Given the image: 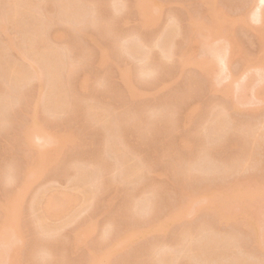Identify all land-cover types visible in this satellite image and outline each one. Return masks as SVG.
I'll use <instances>...</instances> for the list:
<instances>
[{
	"label": "rangeland",
	"instance_id": "374dc122",
	"mask_svg": "<svg viewBox=\"0 0 264 264\" xmlns=\"http://www.w3.org/2000/svg\"><path fill=\"white\" fill-rule=\"evenodd\" d=\"M35 1H37V3L40 1L38 3L39 8H37L38 6L36 3L33 9L30 8L32 9L31 11L26 6H20L22 9L19 7V10L21 13L23 10H27L31 12V14L37 13L36 15H38V18L35 17L37 18V21L42 20L43 18H46L43 20L48 21V18L49 21L53 22L52 23L48 21L49 25L43 23V28H39V23L38 28L42 31L43 29L45 30V28L49 29H46V34V31L42 32L43 37L47 40V35H50L49 41L52 42L53 40L52 43L55 45L51 46L54 49L56 48L55 52L57 54H60H55V56L53 54V48L51 49L53 52L50 50V55L52 53L53 56L50 57L49 53H47L48 51L45 52L44 50H41V52L43 51L42 53L38 52L39 50L36 51L37 53L35 51V53H33L28 51L27 48H23L24 53L22 52V54L20 52L17 54L16 49L15 51L13 49L9 50L5 47V44L1 45V43H5L7 38H13L14 42H20L19 46L22 45L21 47H24L27 44V40L29 41L30 38H24V36H28L29 34L26 28L23 27L28 26V28L31 29L32 26L29 27V25L32 21L35 23L36 21H34L35 18H32L34 17L33 14L30 15L28 14L29 12L24 11L27 14L24 12L23 14L20 13L19 15H22L21 17L18 16V18L5 22L6 33H9L8 36H10L8 37L7 35H3L4 33H0V46H4L5 48H0V52H4L3 54L1 53L2 55L0 54V92L2 93L5 90L10 97L8 95L2 96L0 93V111L2 110L0 112V222L6 225V220L9 218L7 214L12 210L11 213L13 212V214H11V217L13 216L14 222H11H18L14 225L17 229L19 227L18 231L21 230V235L18 237V235L15 236V233H12L14 228L12 227L13 224L11 226H9L10 224H7L8 229L3 225L2 228L0 225V242L4 239L3 237L5 235V238H8L6 239V242L9 240V247L11 248H9L10 251L9 249H6L8 250L6 253L4 251L5 249L2 250V245L0 246V249L2 250L0 252L4 251V253H6V256L4 253H0V264H86L88 260L90 264H93L94 262L96 263L98 261L97 258L100 259L99 261H102V258L103 262L105 261L104 264H162L161 262L164 261L162 259L163 256H165L166 259L168 258L167 260L165 259L163 264H169L170 261H172V264H264V245L261 243L259 244L260 247L256 245L258 244L259 239L257 235H261H259L258 230H260L261 233H264V196L262 195L263 197L261 196V198H259L262 190V194L264 193V189H262L264 185V130H262L264 129V96L260 95L262 91L260 93L258 92L257 94V91H260V89H257L258 87L261 89L263 88L262 90H264V85H262L264 83L261 82L262 87H260L261 85L259 84L257 78H255L258 75V71L262 74L264 72V64H262V61L264 60H262L261 63H258V60H261L263 58L262 56H264V52L262 51V48L264 47V40L262 39L264 36V28H260V26L264 27V15H262L264 14V11H262V9H264V3L262 2L264 1L214 0L213 3L215 4L211 6L210 3H212V0H153L155 3H153V1L148 2L147 0H143L141 2L146 4V11L148 9V12L151 11L150 13L156 16L155 22L153 21L155 20L153 17L152 19H150V17L149 21L146 19L151 26L148 24L149 27L146 25L144 26L145 28H143V21L145 19L143 20L142 16H138L142 15V13L145 12V9L142 10V13H140L138 7L136 8L134 5V3L138 5L137 1L139 0H72L71 2L69 0V6H67L69 9H61L63 10L62 13H66H63L65 16L62 15L60 11H58L60 10L59 8L63 6L62 3L60 2L61 4H58V8L56 7V3L61 0ZM63 1L65 2L66 0ZM208 2L210 7H212V10L208 6ZM77 3L81 4L80 6L78 5L79 7L84 5L85 8L90 9L83 10V6L82 8L77 6L76 8L78 9H75L74 7ZM9 5L7 3V7ZM59 5L62 6L59 7ZM114 5L116 9H112ZM5 7L6 4L4 5V9H6ZM10 7H12V5H10ZM143 7L139 8L143 9ZM34 8L40 10L37 12ZM80 9L83 10L82 17L80 14L82 13V10L81 12L78 11ZM152 10L158 11L153 13ZM246 10L249 12H246ZM41 11L43 13H39ZM56 11H58V14ZM67 11H71V13L68 14ZM73 11L75 12V16L78 15L77 12H79L80 16H76L78 18H74L75 16ZM86 11H88L87 13L89 18L86 16ZM5 12L6 10H4V13ZM213 12L216 14L221 13L219 15H222V18L218 17L220 20L218 18H211ZM254 12L255 16L253 14ZM55 13L57 16L60 13L61 16L68 19V21L70 20L71 22L66 21V19L63 21L64 18L60 15L59 17L62 19H57V16L54 18L55 16L53 15H55ZM72 13L73 17L71 15ZM204 13H206V15H204ZM46 15L50 16L45 17ZM157 15H161L159 16L160 18H158ZM92 16L94 17V22H92ZM245 16H247V18ZM39 17L41 18L39 19ZM49 17H52L51 20ZM30 19L31 22H29ZM87 19L90 24L86 22ZM211 19H215L214 22L217 23H213V20ZM223 19L229 23L223 22ZM246 19L250 20L247 21ZM83 20H85V22ZM150 20L153 22L151 23ZM73 21H77L78 24H76L79 28L75 26V22ZM192 21L200 23V25L196 24L197 26H200L198 32L202 28L204 30L207 28L205 30L206 32H199L201 35L198 32L197 34L193 32L191 35V37H194L192 38L193 41L190 37L192 32ZM218 22H220V27L218 26ZM232 22H234L233 25L231 24ZM223 23H225L227 26V28L225 27L226 29H224L228 31H222L223 34L225 33L228 35L232 33L230 36L234 35L236 38L231 36L232 39L230 37V41H237L235 42V46L233 44L234 47L232 46V49L230 48L231 53L228 51L230 46H227V52L231 55L229 56L226 52L227 64L225 65V63H223L222 65L224 66L221 67V69L224 71L221 69L217 70V68H220L222 65L221 63H218V60L216 61L215 58L218 67H213L212 63H215L214 61H212V63L209 62L212 68L210 67L211 72L208 74L209 76L206 74V78L203 73L204 71L202 70L203 67L201 69L202 71H199V65L201 66V62L207 61L206 58L208 59V52L201 49V53L200 48H205L209 45V42L212 44L214 38H216V40L219 37L222 38V33V36L217 35L220 34L219 31L222 30L221 28L225 26H223ZM84 24H86L85 27ZM139 24L141 26H139ZM168 24H171L172 26L167 27ZM202 24H204V27ZM227 24L230 26H236H234V28L231 26V29ZM31 25H33V23ZM213 25L217 26L215 30V26ZM228 26L231 32H229ZM81 27L83 32L82 30H79ZM22 28L25 29V31L22 30V32H25V35L20 33ZM257 28L261 30H258ZM16 29H18V31H16ZM53 30L54 32L58 31L60 33H63L64 31V33L61 35L62 37L59 36L57 38L58 40L56 38L54 40V35L56 33L53 34ZM75 30L77 33H75ZM208 30H210L211 33H209L210 31ZM213 30L214 34L212 33ZM217 30V35H215V31ZM78 31L83 34L79 35L78 33L80 32ZM260 34L262 37H260ZM127 35H136V37L131 36L132 39H129ZM17 36H22V40H24V42H21V38V41H19ZM166 37L168 39H166ZM126 38H128V41H126ZM120 39H124L126 41V43L124 41V44L126 45L124 47L127 48L124 49L127 51L122 50V46L124 44L123 40ZM188 40L191 42L189 43ZM228 40L225 41V43H228ZM156 41H159V43H156ZM239 41L240 43H238ZM218 42H221V39H218ZM218 42H216V44ZM234 42H231L230 44L232 45ZM133 43L136 44L134 45ZM213 43H215V40ZM221 43L224 44V42ZM119 44H122L121 49ZM131 45L132 47H136V49L132 47L130 49ZM167 45L170 47L168 48ZM117 47L119 48L117 49ZM99 48L100 50H103V53L106 51L108 52L105 54L109 55L107 57L105 56L108 60L105 59L103 61H99L101 60L99 58L101 56V54L98 52ZM234 48H236L235 51H233ZM2 49L4 50L2 51ZM8 50L9 55L12 56H6ZM223 50L225 51V47ZM162 51H165L164 54ZM182 51H184V54ZM204 51L205 53L207 52V54L204 53V55H202ZM241 51H243V53ZM29 52L30 54H35L37 59L42 57L46 58L47 56L50 58H46L45 62L42 61L44 64L42 62L38 64V62L35 69L32 68L31 71L29 70L31 74L34 71V74L37 73L39 77L34 74H32L34 75L32 76L28 74L29 72L26 73L27 69L25 70L26 72L24 71L26 73L25 76V73L21 70L23 69L21 68L22 66H25V68H31L29 59H25V57L29 56V54L26 55V53ZM200 53L201 57L199 56ZM226 53H221V56H224ZM239 54H241V56ZM258 54H260L261 57ZM4 55L8 59L3 60L2 58L3 63L5 64L8 62L7 60L10 62L12 60L11 64L15 63L14 65H17L18 69H20L19 71L21 73H18L20 78L16 76L15 78L9 74L6 75L7 72L3 67L4 64H1V56L3 57ZM183 55L186 56L187 62H183L185 61V57H183ZM213 55L214 54H212V56ZM237 55L240 56V59ZM54 56L55 58H58L59 56V59L52 60ZM180 56L183 58H180ZM204 56L205 58H203ZM80 58L82 60H80ZM224 58L223 62L225 60ZM255 58L258 60L256 61ZM48 61V64L51 63V65L47 64L46 66ZM55 61L57 63H55ZM65 61H69V64L72 62L73 65L75 63L76 66L71 67V69H73H70L69 71L67 70V68H69L68 64H64ZM79 61L80 63L78 64ZM98 61L101 64H104V66H99L100 63ZM104 61L106 62L103 63ZM52 62H54V64ZM58 62H61L64 65L59 63L58 67ZM20 63L23 65L20 66ZM257 64H259L258 66L262 64L260 66L261 69L258 67L255 68ZM38 66L42 67L41 69L43 70L37 72V70L40 69ZM62 66H66V69H63L65 67ZM147 66L151 70L148 69ZM44 68H48L47 71H45ZM55 68L62 69L61 73L59 69L58 71L57 69L55 71ZM50 69H53V72L55 71L54 73L59 75V77H57L56 74L51 73L52 71H50ZM145 69H147L149 72ZM255 70L258 71L254 72ZM2 71L5 75L2 73ZM123 71L125 75H123ZM58 72L60 74H58ZM62 72L64 77L61 75ZM215 72L216 74L211 76V74ZM218 73L219 75H217ZM252 73L257 75L254 74V77ZM50 74L53 75L51 76ZM220 74H223V78L225 77V74H227L226 78L223 79ZM262 74L260 76L258 75L259 78H261L259 81L264 78ZM29 76L32 77L30 78ZM215 76L217 77V80H219L218 82ZM3 77H5L7 80H4ZM23 77L24 79H27V81L23 80ZM55 77H57V79ZM209 77L212 80L214 79L213 82L208 79ZM218 77H220V79ZM21 78L24 82L19 80ZM52 78L56 80H58V78H62L65 80L62 82V79H60V82V80L55 81ZM243 78L244 80L246 79L245 82L243 81ZM83 79L86 81L83 82ZM252 79H254L253 82H251ZM9 80L13 82L11 83ZM17 81L18 83L22 82V84L19 85ZM79 81L85 83L82 88L83 90L79 87ZM9 82L12 86H7ZM51 82H53V85ZM49 83L52 85V87L49 85ZM57 83L59 86L61 83L67 85H65L63 88L65 92L64 90L61 92L63 93L62 95L67 93L66 90L70 92L68 95L66 94L64 96L66 100L68 98L67 101L69 103L65 99L64 101L67 102V104L60 100L62 98V95H60L61 92L59 91L61 86L58 88ZM14 84L16 87H13ZM54 84L57 85V89H54V93L58 91L60 92L57 93V96H54V98L55 101H58V105L60 102V106L64 104V108L62 107V110H58L59 108L56 109L58 106L51 104L54 103V98L53 96L52 98L50 97L49 92H53L51 89L55 88ZM10 86L13 88H9ZM246 86H248L247 89L244 88ZM14 88L17 89L18 92L21 89L19 94ZM6 89H8V91ZM48 90L49 92H47ZM128 91L131 93L133 92L132 94L134 96L132 97V94L130 95V92L128 93ZM11 93L14 95L11 96ZM47 93H49L48 97L51 99L47 98ZM54 93H51V95ZM262 93L264 94V92ZM3 94H5V92ZM59 95L60 99H58ZM3 97H5V100H3ZM7 99L8 101L6 102ZM48 103L50 104L49 106ZM91 103L98 106L95 107L97 108L98 113L97 111L95 113V108L93 105H91ZM233 103H236L237 105L234 104L233 106ZM87 104L89 107L86 106ZM46 105L47 109L45 108ZM192 105L196 106V110L195 108H191ZM52 106L54 107L52 108ZM85 106L87 107V111L84 108ZM92 107L94 108L93 111L95 114L90 111ZM190 109L196 113L194 112L195 114H192L193 111L191 110L190 114L192 116L190 114L189 116H186L188 115ZM221 110L222 112H220ZM109 111L111 113H109ZM186 111L187 114L185 115ZM87 112H90V115L92 113V118L94 115H99L100 112V116L103 117L105 115L106 117L104 116V118L106 121L108 120V122H106L102 117H100L101 122L98 118L92 119ZM184 116L186 117L185 120ZM207 116L208 118L206 119ZM95 119L96 121H94ZM31 120L36 123V126L41 125V128H45L43 129L44 131L42 130V134L40 133L41 137L42 135L44 137L47 136L46 139L44 138V141L50 139L52 136L50 139L51 141L48 140L45 142V144L48 143L49 145H43V139H40V136H37L34 131L32 134V129H28L33 127V125L30 126L32 124ZM109 120L113 123H110ZM222 120L224 122H222ZM218 121H221V124L218 125ZM39 122L42 123L40 124ZM106 123L109 124L111 130L108 129L109 127H106L107 130H104L106 129L104 128ZM107 124L105 126H107ZM211 124L214 126V128L212 127V130L210 127ZM245 124L247 128L250 125V127H253L254 129L252 130V128L249 127V133H251V130L256 134L261 133L259 135L254 133V136L256 135L255 137H257V141L255 140L254 142V136L251 137L253 142L251 139H249L252 133H246L247 128L245 129ZM111 126L115 128V130L111 128ZM218 127H220V129H217ZM215 128L218 131H216L217 133L214 131ZM241 128L243 131H240ZM208 129H210L211 132L214 131V133L212 132V134ZM237 129L239 130L237 131ZM257 129L260 131H257ZM45 131H47V133ZM111 131H113L115 135ZM206 131L208 132L209 137L213 135V137L211 136L213 139H210L207 135H205ZM25 132H30L32 136L35 133L37 138L33 136L36 138L35 139L32 137L34 139L33 141V139L30 137L32 140L29 139L31 141L28 140V142L26 140ZM242 132L244 134H242ZM111 134L114 136L112 137ZM59 135L61 136V139L62 135H67L69 140H67L66 137L61 140ZM109 135L110 137H108ZM215 135H217L218 138ZM246 135L249 137H246ZM260 135L262 136L260 137ZM182 136H184L182 139L187 138L186 140H189L187 141V143L189 142L188 145L186 141L183 142V140L180 139ZM204 136H206V138ZM207 138L210 140V142L208 140H204ZM35 140L37 143H39V151L37 150L38 144L35 142ZM38 140L42 143H40ZM259 140L260 142H258ZM60 141L64 142L61 144ZM115 142L117 145H120V148H122L124 154L130 155V157L128 155V159L130 161H127L126 163L134 162L135 164L136 162L135 165H131L129 163L128 165L136 167L139 166L137 165L138 162L141 163L138 170L129 166L133 170L136 169V176L134 174L133 177H129L128 179L125 171L128 172V170L131 168L128 167V170H126L127 164L125 166L124 162L127 159H125L123 163L120 159L121 157L122 159L123 157H127V155L124 156L123 154L120 156L121 149L119 151L120 154L116 153L117 155H114V152H118L116 148L111 147L113 144V146L117 147ZM41 144L42 146H40ZM60 144L63 146L60 147ZM201 146L205 147V151L203 149L204 152L202 151ZM109 148L110 150L112 148L115 149L114 152L112 150L111 152ZM250 148L252 151L249 150ZM200 151L204 153V156L202 155L203 158L198 157L199 153L202 154ZM43 152V155H45L44 157L46 158V165L43 163L42 167V164L39 163L40 165L37 166V163L35 162L37 159L36 154L40 153L41 155ZM246 152L251 156V158L247 157L248 155ZM205 153L208 155L205 156ZM243 155L247 158H250L245 159L244 161L242 160L245 167L243 165L240 166L243 163L242 161H240L242 163L235 164V166L237 165V167H235L234 163H236V161L239 159H243ZM117 156L118 158L120 156V161L118 158H116ZM207 156L210 157L211 160L207 158L209 160L202 161ZM38 158H40V156ZM43 160L44 159H42V161ZM246 160L249 161V164L246 162ZM205 162L206 164L209 163V165H205ZM216 162L219 165L215 164ZM232 163L233 165H231ZM245 163H247V165ZM143 164L144 167L146 165L145 168L142 167ZM180 164L181 166H184L186 171H184V169L182 172L179 170L181 167ZM190 164H193V167ZM185 165H187V168ZM202 165H205L204 169ZM216 165L217 167H215ZM35 166L37 167L34 169L36 172L34 173L31 171V173L30 170L35 168ZM41 168H43L42 171ZM175 168L179 171L175 170ZM37 169H40V171ZM141 169L144 174L142 171L139 172ZM121 170H123V174L127 178L122 175ZM132 171L129 172L131 175H133L134 172ZM96 172L98 173L96 174ZM137 172H139V174H137ZM33 173L35 175H33ZM77 173H81V175H76ZM86 173L87 175L90 173V176L91 174L94 175L91 176V178L90 176L89 178L86 177V179L84 177ZM79 176L80 178L84 177L86 181H84V178L82 181H80V179L78 180ZM94 176L96 177V183L93 185V182L90 184L89 181L94 178ZM122 176L124 178H121ZM25 177L28 178H26V183L23 182ZM232 183L234 184L233 186L231 185ZM261 185L262 187H260ZM93 186H95L96 191L94 194L92 193V197L89 191H94L93 188H91ZM208 187L211 189L212 187L213 189H218L217 187H219L218 193L223 191L233 193L235 190H237V192L239 191L241 193L240 195H242L243 192L248 194L247 197L245 194H243L244 197H242V199L244 198L246 201L240 199L239 201L241 204L238 200L235 202L236 198L234 199L235 203L232 202L233 204H230L229 202H231V199H229L230 201L228 200V203L230 206H226L227 204L224 205L227 201V199L225 200L224 198L222 200L225 202H220V208H218L219 202L216 201V205L213 203V200H206V195L203 196V201L206 200L205 202L199 198L201 202L195 204V206L193 205V207H196V209H187L188 211H185L184 206L186 204L183 205V210L179 207L182 205V203H184V201L188 202L187 199L189 200V197H192L191 194L195 196V194L198 193L200 189L202 190ZM89 188H91V190ZM20 189L21 196L16 203L17 207H9L7 204V195L10 193L14 194L20 191ZM85 189L89 190L86 191ZM239 189H241V191ZM83 190H85V192H87L86 194H89L90 197L88 196L87 198L86 195L83 197ZM52 191H64L68 194L73 193V195H76L78 198L75 196L77 199L74 200L75 197L73 195L72 197L70 196L69 199H65L64 204L66 207L64 209L60 207L61 209H59V206L56 207V204L58 205L57 201L59 197L56 196L58 199L55 200V197L51 196L53 193ZM258 191H260L259 195ZM50 193L51 195H47ZM42 194L44 195V200L42 198L43 196L41 197ZM53 195H56V193H53ZM45 196L48 197L45 198ZM49 196H51V199H54L57 203L49 205ZM34 199L37 200L35 201ZM42 200L44 204L48 205H43V202H41ZM45 200H48L47 203ZM145 200L148 202V205H146L147 203ZM32 201H35L36 204L38 201V207H36L37 205L35 203L33 205ZM143 202L145 205L142 204ZM52 203H54V201ZM150 203H152V205ZM242 203H244V205ZM3 205L7 206L4 207ZM52 205H55V208L59 210V213L54 211L56 209L54 206L52 207ZM145 206H147L148 210L145 208ZM178 207L181 209V211ZM171 209H173V211ZM219 209H223V212ZM142 210L143 212H141ZM172 212L176 213H173L174 218L170 220L167 216H170ZM10 218L9 220H11ZM255 220L257 222H255ZM158 222L159 225L162 224L160 226L161 228L157 227L154 229V226L156 224L158 225ZM16 224L18 227H16ZM131 228L137 232V235L129 240L130 242L127 241L128 243L124 242L123 244L119 242V244V237L124 233V231ZM18 231L16 233H18ZM75 234H77L79 237L78 245H75L73 240L74 236L76 237ZM182 234H185L183 236L185 238L182 237ZM13 236L15 238L22 237L20 238L21 240H18L13 239ZM114 239L117 240H115V244L113 241ZM227 239H229L232 243L235 240V244H231ZM10 241H14V244H12ZM15 242L21 244V248H19V246L17 248V245L19 244H16ZM214 242L217 246L214 244ZM110 245L113 247L116 245L113 249L111 247L112 252L109 250ZM261 245L263 248H261ZM39 247L46 248H43V250L40 248L38 251L37 248ZM193 248H196V252ZM36 250L38 253H41L40 250L46 252V256L44 252L41 253L45 256V258L43 257V259H41V254L36 255L37 252H35V255L33 256L32 254H34V251ZM108 252L109 254L105 255ZM167 253L168 256L170 255V258L167 256ZM231 253L233 254L231 255ZM3 255L4 258L2 257ZM37 256H39V258ZM105 256H107L108 259L107 257L105 258ZM173 256L174 258H171ZM210 256L213 257L210 258ZM90 259L93 261L95 259L96 260L93 262L90 261ZM235 259H237L238 262L235 261ZM99 261L98 264L103 263ZM166 261H169V263Z\"/></svg>",
	"mask_w": 264,
	"mask_h": 264
},
{
	"label": "bare ground",
	"instance_id": "6f19581e",
	"mask_svg": "<svg viewBox=\"0 0 264 264\" xmlns=\"http://www.w3.org/2000/svg\"><path fill=\"white\" fill-rule=\"evenodd\" d=\"M53 1H54V0H53ZM57 1H58V0H57ZM66 1H67V0H66ZM66 1L64 2L63 0H61V1H58V2L56 3V4H57V5H56L57 8H58V4H61V3H62L63 6H62V5H59V7L62 6L63 8H62V7L59 8L60 10H58V11H60L61 14L64 15V16H65L66 13L63 12V13H65V14H63L62 11L65 10L64 8H68L67 6H69V5H68L69 0L67 1V5H66ZM71 1H72V0H70V2H71ZM141 1H143V0H139V1H137V2H138V5L134 3V5L136 6V8L138 7V10H140V11H139L140 13L143 12L142 10H144L145 7L147 8V6H145L146 4H144V2H141ZM147 1H148V2H151V1H153V0H147ZM154 1H155V0H154ZM154 1H153V3H155ZM217 1H218V0H217ZM217 1H216V2H217ZM260 1H264V0H260ZM39 2H40V1H39ZM39 2H38V3H39ZM60 2H61V3H60ZM82 2H83V1H82ZM137 2H136V3H137ZM213 2H214V0H212V3H213ZM258 2H259V1H258ZM7 3H8V5H9V4L12 5V7H10V5H9V6H8L9 8H8V7H7ZM36 3H37V1H35V0H0V33H2V34L4 33L3 35H7V36H8L9 33H8V34L6 33V27H5L6 25H5V22H8L9 20H13V19H15V18H18V16H20V17L22 16V15H19V14L21 13V11L19 10V7H20V6H23V7L26 6V7L31 11V10L33 9V7H35ZM38 3H37V6H38ZM54 3H55V2H54ZM54 3H53V5H54ZM72 3H73V2H72ZM80 3H81V2H80ZM157 3H158V2H157ZM212 3H210L211 6H213V5L215 4V3H213V4H212ZM262 3H264V2H262ZM5 4H6V7H5L6 9H4V5H5ZM40 4H42V3H40ZM142 4H143V5H142ZM207 4H208V6L210 7L209 2H208ZM78 5L80 6L81 4H78V3H77V4L75 5L74 8H75V9H78V8H76ZM149 5H150V4H149ZM64 6H65V7H64ZM79 6H78V7H79ZM82 6L84 7V5H82ZM82 6L79 7V8H82ZM85 6H87V5H85ZM89 6H90V5H89ZM112 6H113V5H112ZM143 6H144V7H143ZM217 6H218V5H217ZM53 7H55V6H53ZM56 7H55V8H56ZM139 7H140V8L143 7V9H140ZM154 7H155V6H154ZM248 7H249V6H248ZM27 8H26V9H27ZM30 8H32V9H30ZM37 8H39V6H38ZM55 8H54V9H55ZM91 8H92V7H91ZM114 8L116 9L115 5H114V7H112V9H114ZM215 8H216V6H215ZM20 9H22V8L20 7ZM34 9H35V8H34ZM52 9H53V8H52ZM61 9H63V10H61ZM68 9H69V8H68ZM82 9L84 10V9H87V8L84 7V8H82ZM82 9H80V10H78V11L81 12ZM88 9H90V8H88ZM88 9H87V10H88ZM210 9L212 10V7H210ZM4 10H6L5 13H4ZM35 10L38 12L40 9H39V10L35 9ZM83 10H82V13H80V14H81V17H82V14H83ZM138 10H137V11H138ZM149 10H151V9H149ZM160 10H161V9H160ZM219 10H220V9H219ZM244 10H245V9H244ZM249 10H250V8H249ZM258 10H261V9H258ZM24 11H27V10H23L21 14H23ZM36 11H33V12H36ZM51 11H52V10H51ZM58 11H56L57 14H58ZM68 11H69V10H68ZM68 11H67V12H68ZM91 11H92V10H91ZM91 11H90V12H91ZM155 11H158V10H155ZM155 11L152 10L153 13H154ZM214 11H215V10H214ZM247 11H248V10H246V12H247ZM262 11H264V9H262ZM2 12H3V13H2ZM27 12H29V11H27ZM43 12H44V10H43ZM43 12L41 11V12H39V13H43ZM87 12H88V11H86V13H87ZM134 12H136V11H134ZM139 12H138V13H139ZM147 12H148V9H147V11H146V9H145V12H143L142 15H138V16H140V17L142 16L143 20L145 19V20H144V21H145V24H144V21L142 20V21H143V28H145L144 26H146V25H147V27H149V26H148V24H149L148 21H149V18H150V17H151L150 19H152V17H153V19H155V20H153L154 22L156 21V16L153 15V14H151V13H150L151 11H149L148 13H147ZM206 12H207V10H206ZM243 12H244V11H243ZM243 12H242V13H243ZM248 12H249V11H248ZM255 12H256V11H255ZM255 12L253 13L254 16H255ZM258 12H259V11H258ZM24 13L27 14L26 12H24ZM56 13H55V15H53V16H55L54 18H56V16H57ZM69 13H71V11L68 12V14H69ZM73 13H74V16H75V12H74V11H73ZM73 13L71 14L72 17H73ZM77 13H78V15H76V16H80V15H79V12H77ZM86 13H84V14H86ZM146 13H147L148 15H147ZM149 13L151 14V16H150ZM157 13H158V12H157ZM157 13H156V14H157ZM222 13H223V12H222ZM263 13H264V12H263ZM28 14H30V15L33 14L34 17H32V18H35V17L38 16V15H36L37 13H36V14H34V13L31 14V12H29ZM46 14H47V13H46ZM48 14H49V13H48ZM52 14H54V13H52ZM61 14L59 13L60 16H61ZM91 14H92V12H91ZM159 14H160V13H159ZM212 14H213V15L211 16V18H212V17L215 18V19H217L218 17H219V18H222V17H221L222 15H219V14H221V13H217V14H216V13L213 12ZM246 14H247V13H246ZM260 14H261V12H260ZM260 14H259V15H260ZM59 15L57 16V19H58V18L62 19L61 17H63V16L59 17ZM146 15H147L148 17H147ZM202 15H203V14H202ZM204 15H206V13H204ZM218 15H219V16H218ZM262 15H264V14H262ZM262 15H261V16H262ZM39 16H40V15H39ZM41 16H42V15H41ZM48 16H50V15H48ZM48 16L46 15L45 17H48ZM76 16H75L74 18H78V17H76ZM83 16H84V15H83ZM86 16H87V18H89V17H88V13H87ZM90 16H91V15H90ZM145 16H146L147 18H146ZM157 16H158V15H157ZM159 16H161V15H159ZM159 16H158V18H160ZM257 16H258V15H257ZM257 16H256V17H257ZM30 17H31V16H30ZM66 17H67V16H66ZM92 17H93V16H92ZM92 17H91V19H92ZM136 17H137V16H136ZM154 17H155V18H154ZM204 17H206V16H204ZM245 17L247 18V16H245ZM37 18H38V17H37ZM37 18H35V20L33 19L34 21H36V23L33 22V21L31 22V19L29 20V22H31V24L33 23V25H34V23H35L34 26L31 25V24H30V25L28 24L29 27L32 26L31 29L28 28V26H24V27H23V28H26V30H27V32H28V34H29L28 36H24V38H25V39H26V37H28L27 39L30 38L29 41L27 40V42H26V43H27V44L25 45L26 47H25V46H24V47H21L22 45L19 46V45H20V42H18V43H17V41L14 42L13 38H12V39H11V38H10V39L7 38L6 41H5V43H3V44L1 43V45H4V44H5V47L8 48L9 50L13 49V50L15 51V49H16V50H17V51H16L17 54H19V52L22 54V52H23V50H24L23 48H27L28 51H31V52H33V53H35V52L38 51V50H39L38 52H41V50H44L45 52L48 51L47 53H49V57H50V56H53L52 53H51V55H50V50L53 48V47L51 46V45H53V43H52L53 40H52V42L49 41L50 35H49V36L47 35L48 39L46 40V39L43 37V33H42L43 31L45 32L46 29H48V28H45V30L43 29V31H42L41 29H39V28H43V27H44L43 23H46L47 25H49V24H48L49 19L47 18L48 21H45V20H43V19H46V18H43L42 20H38V21H39V22H38V21H37ZM40 18H41V17H39V19H40ZM49 18H50V17H49ZM51 18H52V17H51ZM51 18H50V20H51ZM63 18H64V17H63ZM67 18H68V17H67ZM79 18H80V17H79ZM219 18H218V19H219ZM243 18H244V16H243ZM249 18H250V17H249ZM65 19H66V18H64L63 21H64ZM146 19H148V21H147ZM197 19H198V18H197ZM215 19H211V20H213V23H217V22H214ZM226 19H227V18H226ZM250 19H252V18H250ZM250 19H249V20H250ZM255 19H257V18H255ZM263 19H264V17H263ZM52 20H54V19H52ZM74 20H76V19H74ZM78 20H79V19H78ZM89 20H90V19H89ZM95 20H96V19H95ZM110 20H111V19H110ZM219 20H220V19H219ZM223 20H224V19H223ZM244 20H245V19H244ZM246 20H247V19H246ZM249 20H247V21H249ZM42 21H43V22H42ZM44 21H45V22H44ZM55 21H57V20H55ZM58 21H59V20H58ZM66 21H68V19H66ZM69 21H70V20H69ZM69 21H68V22H69ZM79 21H80V20H79ZM83 21L85 22V20H83ZM142 21H141V22H142ZM153 21L150 20L151 23H152ZM205 21H206V20H205ZM229 21H230V20H229ZM261 21H262V18H261ZM29 22H28V23H29ZM37 22H38V23H37ZM49 22H52V21H49ZM61 22H62V21H61ZM70 22H71V21H70ZM73 22H75V21H73ZM73 22H72V23H73ZM81 22H82V21H81ZM86 22L89 23V22H88V19L86 20ZM92 22H94V17H93V21H92ZM223 22H226V21L224 20ZM39 23H40V25H39ZM41 23H42V24H41ZM52 23H53V22H52ZM58 23H59V22H58ZM76 23H77V21L74 23L75 26H77V24H78V23H77V24H76ZM87 23H86V24H87ZM136 23H137V22H136ZM138 23H139V22H138ZM171 23H172V22H171ZM193 23H194V24H193ZM218 23H219L218 26L220 27V22H218ZM226 23H229V22H226ZM233 23H234V22H232L231 24L233 25ZM246 23H247V22H246ZM26 24H27V23H26ZM55 24H56V22H55ZM79 24H80V23H79ZM86 24H84V27L86 26ZM89 24H90V23H89ZM192 24H193V25H192ZM192 24H191V26H192V32H191V34H190V37H191V35H192L193 32L197 34V32H198V30H199V28H200V26H197V25H196V24H199V25H200V23H197V22L192 21ZM38 25H39V28H38ZM42 25H43V26H42ZM47 25H45V26H47ZM52 25H53V24H52ZM52 25H51V26H52ZM80 25H81V24H80ZM80 25H79V26H80ZM82 25H83V24H82ZM149 25H150V24H149ZM194 25H196V26H194ZM202 25H203V27H204V24H202ZM210 25H211V24H210ZM224 25H225V23H223V26H224ZM227 25H229V24H227ZM232 25H231V26H232ZM243 25H244V24H243ZM40 26H41V27H40ZM70 26H71V25H70ZM139 26H141V25L139 24ZM150 26H151V25H150ZM169 26H172V25H171V24H168L167 27H169ZM213 26H215V25H213ZM229 26H230V25H229ZM229 26H228V30H229V32H231V31H230L231 26H230V28H229ZM234 26H236V25H234ZM234 26H232V27L234 28ZM262 26H263V25H262ZM49 27H50V26H49ZM77 27H78V26H77ZM77 27H76V28H77ZM82 27H83V26H82ZM82 27H81V29H79V30H82ZM210 27H211V26H210ZM219 27H218V29H219ZM225 27L227 28L226 25H225L224 27L221 28L222 30L219 31V33H220L219 35L216 34V32H218V30L215 31V35H217V36H222V35H223V36H222L223 40H222V38H220V37H219L218 39H219V40L221 39V42H224V44L221 43V42H218V39L216 40V38H214L213 41L215 40V43H213V41H212V44H214V45L210 44L211 42H209L210 47H209V45H208V46H206L205 48H204V47H201V48H200V51H201V49H203V50H205V51L208 52V59L206 58L207 61L209 60L208 63H207V61H203V62H201V66L198 64L199 67H200L199 71H202V70H203V71H204L203 73H204V75H205L206 78H207V76H209L208 74H210V72H211L210 69L212 68V67H211V64H209V62H211V63H212V61L215 62V63H212L213 67H215V66L218 65L217 62H216L217 60H218V63H221V65H222L223 63H225V65H226V64H227V63H226V60H227V53H228V52H227V49H228L227 46H230L229 49H230V48L232 49L233 44H234V46H235V42L237 41V40H236L235 42H234V41H230L229 38L232 36V35L230 36V34H232V33L228 34L229 37H228V35H226L225 33L223 34V32H228V31L225 30V29H226ZM243 27H244V26H243ZM23 28L21 29V32H20V33H23V34L25 35V32H24L25 29H23ZM71 28H72V27H71ZM78 28H79V27H78ZM143 28H142V29H143ZM201 28H202V27H201ZM208 28H209V27H208ZM211 28H212V27H211ZM215 28H217V26L214 27V30H215ZM224 28H225V29H224ZM260 28H264V27H261V26H260ZM19 29H20V28H19ZM168 29H169V28H168ZM174 29H175V28H174ZM206 29H207V28H206ZM206 29H205V30H206ZM231 29H232V28H231ZM257 29H258V30H261V29H259V28H257ZM7 30H8V29H7ZM22 30H24V31L22 32ZM48 30H49V29H48ZM58 30H59V29H58ZM72 30H73V28H72ZM84 30H85V29H84ZM107 30H109V29H107ZM170 30H173V29H170ZM205 30L202 28L200 31L202 32V31H205ZM214 30L212 31L213 34H214ZM224 30H225V31H224ZM233 30H234V29H233ZM233 30H232V32H233ZM16 31H18V29H16ZM16 31H15V32H16ZM61 31H62V29H61ZM75 31H76V30H75ZM75 31H74V32H75ZM110 31H111V30H110ZM200 31H199V32H200ZM208 31H210V30H208ZM208 31H207V32H208ZM222 31H223V32H222ZM263 31H264V30H263ZM263 31H262V32H263ZM27 32H26V33H27ZM52 32H53V34H54V33L57 34V35H56V34L54 35V40H55V38L57 39L59 36L62 37L61 35H63V33H64V31H63V33H62V32L60 33V32H58V31H57V32H54V30H53ZM72 32H73V31H72ZM78 32H80V31H78ZM82 32H83V30H82ZM86 32H87V31H86ZM113 32H114V31H113ZM135 32H137V31H135ZM172 32H173V31H172ZM199 32H198V33H199ZM205 32H206V31H205ZM258 32H259V31H258ZM46 33H47V31L45 32V34H46ZM58 33H59V34H58ZM75 33H77V31H76ZM133 33H134V32H133ZM209 33H211V31H210ZM221 33H222V35H221ZM259 33H260V32H259ZM263 33H264V32H263ZM53 34H51V35H53ZM78 34L80 35V34H83V33L80 32V33H78ZM135 34H136V33H135ZM199 34H200V33H199ZM233 34H234V33H233ZM3 35H2V37H3ZM17 35H18V34H17ZM20 35H22V34H20ZM129 35H130V34H129ZM200 35H201V34H200ZM200 35H199V36H200ZM202 35H203V34H202ZM225 35H226V36H225ZM257 35H258V34H257ZM7 36H6V37H7ZM9 36H10V35H9ZM9 36H8V37H9ZM56 36H57V37H56ZM127 36H128V35H127ZM127 36H126V37H127ZM131 36H132V35H131ZM131 36H128V38H129V39H132ZM134 36L136 37V35H134ZM134 36H132V37H134ZM205 36H206V35H205ZM205 36H204V37H205ZM210 36H211V35H210ZM233 36H234V35H233ZM233 36H232V37H233ZM17 37H18V36H17ZM45 37H46V35H45ZM197 37H198V36H197ZM201 37H202V36H201ZM224 37H225V38H224ZM232 37H231V39H232ZM234 37H235V36H234ZM260 37H262L261 34H260ZM4 38H5V36H4ZM20 38H21V40H22V36L18 37L17 39H18L19 41H21ZM128 38H126V39H127L126 41H128ZM192 38H194V37H191V39H192ZM208 38H209V37H208ZM235 38H236V37H235ZM235 38H234V39H235ZM52 39H53V38H52ZM124 39H125V38H124ZM124 39H120V40H123V44H124V41H125ZM159 39H160V37H159ZM159 39H157V40H159ZM166 39H168V38L166 37ZM189 39H190V38H189ZM226 39H227V40L229 39V40H228V41H229L228 43H227V42L225 43V41H227ZM234 39H233V40H234ZM262 39L264 40V36H263ZM3 40H4V39H3ZM12 40H13V41H12ZM15 40H16V39H15ZM50 40H51V39H50ZM57 40H58V39H57ZM169 40H170V39H169ZM204 40H205V38H204ZM126 41H125V43H126ZM166 41H167V40H166ZM188 41H189V40H188ZM192 41H193V39H192ZM197 41H198V40H197ZM199 41H200V40H199ZM21 42H24V40H22ZM120 42H121V41H120ZM130 42H131V41H130ZM157 42L159 43V41H156V43H157ZM190 42H191V41H189V43H190ZM207 42H208V41H207ZM216 42H218V43L216 44ZM231 42H234V43H232V45H231V44H230ZM121 43H122V42H121ZM138 43H139V42H138ZM194 43H195V42H194ZM200 43H201V42H200ZM219 43H220V44H219ZM238 43H240V41H239ZM238 43H237V44H238ZM23 44H25V43H23ZM129 44H130V43H129ZM133 44L135 45L136 43H133ZM170 44H171V43H170ZM226 44H230V45H226ZM260 44H261V43H260ZM260 44H259V45H260ZM119 45H120V44H119ZM191 45H192V44H191ZM203 45H204V44H203ZM224 45H225V46H224ZM241 45H242V44H241ZM241 45H240V48H241ZM263 45H264V44H263ZM53 46H55V45H53ZM56 46H57V45H56ZM121 46H122V44L120 45V49H121ZM124 46H126V45L124 44V45L122 46V48H123L122 50H126V49H124V48H127V47H124ZM167 46H168V48L170 47L169 45H167ZM234 46H233V47H234ZM128 47H129V46H128ZM131 47H132V45L130 46V49H131ZM224 47H225V51L223 50ZM236 47H237V46H236ZM261 47H263V46H261ZM0 48H4V46H2V47L0 46ZM118 48H119V47H117V49H118ZM132 48H135V49H136V47H134V46H133ZM184 48H185V47H184ZM206 48H207V49H206ZM238 48H239V47H238ZM240 48H239V49H240ZM4 49H5V48H4ZM4 49H2V51H3ZM55 49H56V48H55ZM55 49L53 48V50H54V53H53V54H54V55L57 54V53L55 52ZM59 49H60V48H59ZM65 49H66V48H65ZM102 49H103V48H102ZM104 49H105V48H104ZM135 49H134V50H135ZM164 49H165V48H164ZM164 49H163V50H164ZM186 49H187V46H186ZM208 49H209L210 51H209ZM229 49H228V51L230 52L231 49H230V50H229ZM235 49H236V48H234L233 51H235ZM242 49H243V48H242ZM262 49H263L262 51L264 52V47H263ZM9 50H8V52L5 51V52H7V53H6V54H7L6 56L9 55ZM13 50H12V51H13ZM57 50H58V49H57ZM99 50H100V48H99ZM99 50H98V52L101 54V56L99 57L101 60H99V61H103V60L107 59L106 57L109 56V55H105V54H107L108 52L106 51L105 53H103V52H102L103 50H100V51H99ZM106 50H107V49H106ZM167 50H168V49H167ZM167 50H166V52H167ZM182 50H183V49H182ZM220 50H221V51H220ZM240 50H241V49H240ZM259 50H261V49H259ZM14 51H13V52H14ZM28 51H27V52H28ZM34 51H35V52H34ZM51 51H52V50H51ZM58 51H60V50H58ZM104 51H105V50H104ZM126 51H127V50H126ZM128 51H129V50H128ZM205 51L203 52L202 55H204ZM222 51H223L224 53L227 52V53L225 54L226 56L224 55L225 58H224L223 55H222L223 57L221 56V53L223 54ZM42 52H43V51H42ZM42 52H41V53H42ZM52 52H53V51H52ZM101 52H102V53H101ZM164 52H165V51H164ZM164 52L162 51L163 54H164ZM182 52H183V54H184V51H182ZM185 52H186V51H185ZM207 52H206L205 54H207ZM241 52L243 53V51H241ZM258 52H259V51H258ZM1 53L3 54L4 52H0V54H1ZM10 53H11V52H10ZM23 53H24V52H23ZM36 53H37V52H36ZM167 53H168V52H167ZM167 53H165V54H167ZM201 53H202V51H201ZM201 53L199 54L200 57H201ZM210 53H212V54H214V55L212 56V54H210ZM230 53H231V52H230ZM230 53H228L229 56L231 55ZM232 53H233V52H232ZM237 53H238V52H237ZM2 54H1V55H2ZM11 54H12V53H11ZM14 54H15V53H14ZM28 54H29V56H27V57L24 56V57H25V59H29V62H30L31 68H28V67H27L28 65L26 66L27 68H25V66L23 67V66H22L23 64L20 63V66H22L21 68H23V69H21L23 72L27 69V72L25 71L26 73H28L29 70L31 71L32 68L35 69V68H36V64H37L38 62H39L38 64H40V62H42V61L45 62V59L48 58V56H47L46 58H43V57H42L43 59H42V58H38V59H37L35 54H32V53L30 54V52H29V53H26V55H28ZM58 54H60V53H58ZM58 54H57V55H58ZM97 54H98V53H97ZM140 54H141V53H140ZM181 54H182V53H181ZM181 54H180V55H181ZM260 54H261V53H260ZM260 54H258V55H260ZM37 55H38V54H37ZM44 55H45V54H44ZM111 55H112V54H111ZM239 55L241 56V54H239ZM239 55H237V56H239ZM9 56H12V55H9ZM19 56H20V55H19ZM38 56H40V55H38ZM41 56H42V55H41ZM55 56H56V55H55ZM55 56H54V58H52V60H53V59H54V60H55V59H56V60L59 59V56H58V58H55ZM105 56H106V57H105ZM141 56H142V55H141ZM166 56H167V55H166ZM199 56H198V57H199ZM240 56H239V59H240ZM4 57H5V55H4L3 57L1 56V61H2V58H3V60H4V59H8L7 57H5V58H4ZM20 57H21V56H20ZM28 57H29V58H28ZM44 57H45V56H44ZM61 57H62V56H61ZM61 57H60V58H61ZM183 57H185V61H183V62H187V60H186V56L183 55ZM183 57L180 56V58H183ZM200 57H199V59H200ZM221 57H222V58H221ZM260 57H261V55H260ZM262 57H263V58H262L261 60L259 59L260 61H259L258 59H256V58H255V59H256V61L258 60V63H261V61L264 60V56H262ZM11 58H12V57H11ZM78 58H79V57H78ZM203 58H205V56H204ZM215 58H216V61H215ZM223 58L225 59L224 62H223ZM258 58H259V57H258ZM9 59H10V58H9ZM40 59H42V60H40ZM48 59H50V58H48ZM63 59H64V58H63ZM112 59H113V58H112ZM112 59H111V60H112ZM199 59H197V60L200 61ZM219 59H220V60H219ZM228 59H229V58H228ZM231 59H232V58H231ZM252 59H253V58H252ZM10 60H11V59H10ZM37 60H40V61H37ZM52 60H51V61H52ZM66 60H68V59H66ZM72 60H73V59H72ZM74 60H75V59H74ZM78 60H79V59H78ZM80 60H82V59L80 58ZM107 60H108V59H107ZM142 60H143V59H142ZM181 60H182V59H181ZM7 61H8V62L5 63V64L3 63V61L1 62V64H2V63L4 64V65H3V64H2V65H3V67L5 68V71L7 72L6 75L9 74V75H11V76H14V77L16 76V77L20 78V77H19V74H20L21 72L19 71L20 69H18L17 65H14L15 63H14V64L12 63V64H13V65H12V64H11L12 60H11V62H10L9 60H7ZM15 61H16V60H15ZM36 61H37V62H36ZM59 61H60V60H59ZM62 61H63V60H62ZM69 61H70V59H69ZM69 61H68V62L65 61L64 64H65V63L68 64L69 68H67V70L70 71L71 67H75V66H76L74 62L77 61V60H75V61L73 62L74 65L72 64V62H71V64H69V63H70ZM99 61H98V62H99ZM179 61H180V60H179ZM221 61H222V62H221ZM17 62H18V61H17ZM26 62H27V61H26ZM29 62H28V63H29ZM98 62H97V63H98ZM105 62H106V61H104L103 63H105ZM196 62H197V61H196ZM227 62H229V61H227ZM263 62H264V61H262V64H264ZM18 63H19V62H18ZM42 63H43V62H42ZM48 63H49V61L46 63V66H47ZM52 63L54 64V62H52ZM55 63H57V62L55 61ZM59 63H61V62H58V67H59ZM79 63H80V61L78 62V64H79ZM82 63H83V62H82ZM99 63H100V62H99ZM99 63H98V64H99ZM204 63H205V64H204ZM206 63H207V64H206ZM256 63H257V62H256ZM16 64H17V63H16ZM43 64H44V63H43ZM43 64H42V66H43ZM61 64H62V63H61ZM64 64H62V65H64ZM144 64H145V63H144ZM183 64H184V63H183ZM202 64H203V65H202ZM251 64H252V63H251ZM262 64H260V66H261ZM48 65H51V63L48 64ZM55 65H57V64H55ZM65 65H66V64H65ZM71 65H73V66H71ZM80 65H81V64H80ZM258 65H259V64H257V66H256L255 68L258 67L259 69H261L260 66H258ZM0 66H1V65H0ZM20 66H19V67H20ZM40 66H41V65H40ZM40 66H38V67H40ZM99 66H102V67H103L104 64H101V63H100ZM99 66H98V67H99ZM148 66H149V65H148ZM148 66H147V68H148ZM223 66H224V65L220 66V68H217V70H218V69H221V67H223ZM251 66H252V65H251ZM62 67H65V68H63V69H66V66H62ZM149 67H150V66H149ZM202 67H203V69H202ZM210 67H211V68H210ZM217 67H218V66H217ZM263 67H264V66H263ZM0 68H1V67H0ZM41 68H42V67H40V69H38L37 72L43 70V69H41ZM45 68H46V67H45ZM45 68H44V69H45ZM50 68H51V67H50ZM60 68H61V67H60ZM150 68H151V67H150ZM150 68H148V69H150ZM255 68H254V69H255ZM47 69H48V68H47ZM47 69H45V71H47ZM56 69H57V71H58L59 68H55V71H56ZM72 69H73V68H72ZM72 69H71V70H72ZM143 69H144V68H143ZM201 69H202V70H201ZM223 69H225V68H223ZM61 70H62V69H59L60 73H61ZM141 70H142V68H141ZM145 70H147V69H145ZM150 70H151V69H150ZM214 70H215V69H214ZM221 70H222V69H221ZM221 70H220V71H221ZM262 70H263V69H262ZM45 71H44V72H45ZM50 71H52L51 73H54V72H55V71L53 72V69H50ZM50 71H48V72H50ZM64 71H65V70H64ZM147 71H148V70H147ZM212 71H213V69H212ZM222 71H224V70H222ZM257 71H258V70H257ZM257 71L255 70L254 72H257ZM19 72H20V73H19ZM25 72H24V73H25ZM121 72H122V71H121ZM141 72H142V71H141ZM148 72H149V71H148ZM213 72H214V71H213ZM2 73H3V71H2ZM18 73H19V74H18ZM26 73H25V76H26ZM40 73H41V72H40ZM40 73H39V74H40ZM46 73H47V72H46ZM60 73L58 72V74H60ZM146 73H147V72H146ZM219 73H220V72H219ZM219 73H218L217 75H219ZM246 73H247V72H246ZM246 73H245V75H246ZM257 73H258L259 76L262 74L261 72L259 73V71H258ZM3 74H4V73H3ZM28 74H30V75L34 74V71L32 72V74H31V72H29ZM42 74H43V73H42ZM54 74H56V73H54ZM206 74H207V76H206ZM214 74H216V72H215V73H212L211 76H212V75L214 76ZM248 74H249V72H248ZM252 74H253V73H252ZM252 74H251V75H252ZM254 74H255V73H254ZM254 74H253V75H254ZM4 75H5V74H4ZM34 75H36L37 77H39V76L37 75V73H35ZM34 75H32V76H34ZM40 75H41V74H40ZM50 75H51V74H50ZM52 75H53V74H52ZM52 75H51V76H52ZM56 75H57V74H56ZM56 75H55V76H56ZM61 75L63 76V72H62ZM123 75H125V74H124V71H123ZM142 75H143V74H142ZM146 75H147V74H146ZM220 75H221V74H220ZM222 75H223V74H222ZM222 75H221V77L223 78ZM226 75H227V74H225V77H224V78H226ZM249 75H250V74H249ZM255 75H257V74H255ZM255 75H254V77H255ZM258 75H257V77H255V78H257L259 84L261 85V82L264 83V81H263L264 78H263L261 81H259L261 78H259ZM21 76H22V75H21ZM23 76H24V75H23ZM32 76H31V77H32ZM201 76H202V75H201ZM230 76H231V74H230ZM262 76L264 77V72H263ZM262 76H261V77H262ZM16 77H15V78H16ZM29 77H30V76H29ZM31 77H30V78H31ZM57 77H59V75H57ZM57 77H55V78L57 79ZM63 77H64V76H63ZM202 77H203V76H202ZM205 77H204V78H205ZM215 77H216V76H215ZM3 78H4V80H7V79H5V77H3ZM18 78H17V79H18ZM25 78H26V77H25ZM212 78H213V77H212ZM218 78L220 79V77H218ZM224 78H223V79H224ZM248 78H249V76H248ZM248 78H247V79H248ZM251 78H252V77H251ZM258 78H259V79H258ZM52 79H54V78H52ZM52 79H51V81H52ZM56 79H54V80H55V81H59V80L62 79V78H60V79L58 78V80H56ZM84 79H85V78H84ZM84 79H83V82L86 81V80L84 81ZM202 79H203V78H202ZM208 79L211 80L212 82H213V80H214V79H213V80L210 79V77H209ZM208 79H207V80H208ZM11 80H13V79H11ZM11 80H9V81L12 83L14 80H13V81H11ZM19 80H21V81H23V80L27 81V79H24V77H23V80H22V78L19 79ZM19 80H18V81H19ZM54 80H53V81H54ZM64 80H65V79H64ZM64 80L62 79V82H63ZM79 80H80V79H79ZM127 80H128V79H127ZM203 80H204V79H203ZM205 80H206V79H205ZM209 80H208V81H209ZM216 80H217V77H216ZM253 80H254V79H252L251 82H253ZM18 81H17V83H18ZM55 81H54V83H55ZM125 81H126V80H125ZM218 81H219V80H217V82H218ZM221 81H222V80H221ZM243 81L245 82L246 79L244 80V78H243ZM249 81H250V78H249ZM10 82L7 84V86H8V85H11ZM19 82H20V81H19ZM23 82H24V81H23ZM60 82H61V80H60ZM83 82H82V81H79V82H78L79 87H80L81 89L83 88V86H84V84H85V83H83ZM204 82H205V81H204ZM241 82H242V81H241ZM251 82H250V83H251ZM6 83H7V82H6ZM51 83H52V85H53V82H51ZM67 83H68V81H67ZM208 83H209V82H208ZM214 83H215V81H214ZM250 83H249V84H250ZM256 83H257V82H256ZM15 84H16V82H15ZM15 84H14V85H15ZM18 84L20 85V84H22V82H21V83H18ZM18 84H17V85H18ZM24 84H25V83H24ZM55 84H56V83H55ZM55 84H54V85H55ZM78 84H77V85H78ZM126 84H127V83H126ZM243 84H244V83H243ZM257 84H258V83H257ZM14 85H13V87H16V85H15V86H14ZM49 85H50V83H49ZM52 85H50V86L52 87ZM57 85H58V88H59L60 86L62 87V88H61V87L59 88V89H60L59 91L61 92V91L64 90L63 88L65 87L66 84H64V83L62 84V83H61L60 86H59V84L57 83ZM57 85H55V88H52V89H51V91H53V92H49V90L47 91V92L50 93V97H51V98H52V96H53V98H54V96H57V95H56L57 93H60L58 90H55V91H58V92H55V93H54V89H57V87H56ZM208 85H209V84H208ZM260 85H259V86H260ZM262 85H264V84H262ZM262 85H261L260 87H262ZM11 86H12V85H11ZM11 86H10L9 88H13V87H11ZM50 86H49V87H50ZM66 86H67V85H66ZM85 86H87V85H85ZM5 87H6V86H5ZM51 87H50V88H51ZM53 87H54V86H53ZM211 87H212V85H211ZM247 87H248V86H246V87H244V88L247 89ZM263 87H264V86H263ZM66 88H67V87H66ZM66 88H65V89H66ZM68 88H69V86H68ZM77 88H78V87H77ZM85 88H86V87H85ZM3 89H4V88H3ZM3 89H2V90H3ZM14 89H15V88H14ZM61 89H62V90H61ZM81 89H79V90H81ZM224 89H225V88H224ZM226 89H227V88H226ZM257 89H258V90L260 89V91H257V90H256V91H257V94H258V92L260 93L261 91L264 92V90H262L263 88L261 89V88L258 87ZM6 90L8 91V89H6ZM9 90H10V89H9ZM15 90H16V92H17L18 94H19V92L21 91V89L19 90V92L17 91V89H15ZM82 90H83V89H82ZM128 90H130V89H128ZM66 91H67L66 94L68 95V93H70V92H68V90H66ZM69 91H70V89H69ZM130 91H131V90H130ZM130 91H128V93H129ZM132 91H133V90H132ZM223 91H224V90H223ZM4 92H5V94H3ZM10 92H11V91H10ZM12 92H13V91H12ZM16 92H15V94H16ZM40 92H41V91H40ZM64 92H65V90H64ZM262 92L260 93V95H261V96H264V94H263ZM0 93H1V92H0ZM21 93H22V92H21ZM21 93H20V94H21ZM49 93H47V98H50V97H48V94H49ZM51 93H54V94L51 95ZM132 93H133V92H132ZM132 93L130 92L129 94L131 95ZM1 94H2V96H3V95H6V96L8 95V94L6 93L5 90H4ZM18 94H17V96H18ZM62 94H63V93L61 92L60 95H62ZM66 94H64V95L61 96V97L63 98V100H62V98L60 99V95L58 96V97H59L58 99H60V100L63 102L64 99H65L64 96H65ZM10 95L13 96L14 94L12 95V93H11ZM69 95H70V94H69ZM8 96H9V95H8ZM15 96H16V95H15ZM39 96H40V95H39ZM133 96H134V95L132 94V97H133ZM9 97H10V96H9ZM20 97H21V96H20ZM237 97H238V96H237ZM3 98H4L3 100H5V97H3ZM6 98H7V97H6ZM18 98H19V96H18ZM51 98H50V99H51ZM50 99H49V100H50ZM237 99H238V98H237ZM0 100H1V99H0ZM37 100H38V99H37ZM39 100H40V99H39ZM53 100H54V103H51V104H54L55 106H58L56 109L59 108L58 110H60V109L62 110V109L64 108V104H62V106H60L61 102H60V104L58 105V101H55V98H54ZM53 100H51V101H53ZM56 100H57V98H56ZM60 100H59V101H60ZM65 100H66V99H65ZM67 100H68V98H67ZM67 100H66V101H67ZM7 101H8V99L6 100V102H7ZM238 101H239V100H238ZM0 102H1V101H0ZM4 102H5V101H4ZM4 102H3V103H4ZM6 102H5V103H6ZM55 102L57 103V105H56ZM67 102H68V101H67ZM67 102L64 101L63 103L67 104ZM93 102H94V101H93ZM93 102H92V103H93ZM235 102H236V101H235ZM3 103H2V104H3ZM37 103H38V102H37ZM46 103H47V102H46ZM49 103H50V101H49ZM49 103H48V106L50 105ZM68 103H69V102H68ZM92 103H91V105L94 104V103H93V104H92ZM35 104H36V102H35ZM234 104L237 105L236 103H233V106H234ZM238 104H239V103H238ZM35 106H36V105H35ZM35 106H34V107H35ZM59 106H60V107H59ZM67 106H68V105H67ZM86 106H88V104H87ZM86 106L84 107L85 110H86V108H87ZM93 106H94V108H95V107H98L97 105H93ZM193 106H194V107H193ZM53 107H54V106H52V108H53ZM62 107H63V108H62ZM65 107H66V105H65ZM88 107H89V106H88ZM190 107H191V106H190ZM190 107H189V108H190ZM1 108H2V107H1ZM45 108L47 109V105H46ZM50 108H51V106H50ZM90 108H91V107H90ZM94 108L92 107V109H91L90 111H92L93 114H95L96 111H97V113H98L97 108H95V109H94ZM191 108H192V109L195 108V110H196V106H195V105H192ZM93 109L95 110V113H94ZM192 109H190V111L188 112V115H186V114H187V111H186L185 115H186V116H189V114L191 113V110H192ZM1 111H2V110H1ZM1 111H0V112H1ZM86 111H87V110H86ZM192 111H193V110H192ZM212 111H213V110H212ZM194 112H195V111H193L192 114H195V113H196V112H195V113H194ZM209 112H210V111H209ZM217 112H218V111H217ZM220 112H222V110H221ZM87 113H88V115L92 118V116H91L92 113H91V115L89 114L90 112H87ZM87 113H86V114H87ZM107 113H108V112H107ZM109 113H111V112L109 111ZM109 113H108V114H109ZM207 113H208V112H207ZM214 114H215V113H214ZM100 115H101V114H100V112H99V115H94V116H96V117L93 116L92 119H94V118H98L99 121H100V117H102V116H100ZM110 115H111V114H110ZM190 115H191V114H190ZM208 115H209V114H208ZM220 115H221V114H220ZM98 116H99V117H98ZM104 116H105V115H104ZM104 116H103L102 118H104ZM111 116H112V115H111ZM191 116H192V115H191ZM211 116H212V114H211ZM221 116H222V115H221ZM105 117H106V116H105ZM184 117H185V116H184ZM213 117H214V116H213ZM35 118H36V117H35ZM35 118H34V119H35ZM102 118H101V119H102ZM109 118H110V117H109ZM109 118H107V119H109ZM189 118H190V117H189ZM207 118H208V116L206 117V119H207ZM211 118H212V117H211ZM219 118H220V116H219ZM224 118H225V117H224ZM34 119H33V121H34ZM37 119H38V118H37ZM98 119H97V120H98ZM111 119H112V118H111ZM111 119H110V120H111ZM185 119H186V117L184 118V120H185ZM190 119H191V118H190ZM0 120H1V119H0ZM104 120H105V118H104ZM110 120H109V122H110ZM188 120H189V119H188ZM208 120H209V119H208ZM220 120H221V119H220ZM223 120H224V119H223ZM223 120H222V122H224ZM31 121H32V120H31ZM33 121H32V124L30 123V124H31L30 126L33 125V127H30V128H28V129H29V130L32 129V130H31V131H32V132H31L32 134H33V131H34V132L37 134V136H40V135L42 134L41 132H43V131H44L43 129H45V128H41V125H38L39 127L36 126V125H35L36 123L33 122ZM94 121H96V119H95ZM102 121H103V119H102ZM105 121H106V120H105ZM100 122H101V121H100ZM106 122H108V120H107ZM186 122H188V121H186ZM189 122H191V121H189ZM203 122H204V121H203ZM212 122H213V120H212ZM218 122H219V121H218ZM220 122H221V121H220ZM220 122L217 123V124H218V125L221 124ZM39 123H40V122H39ZM41 123H42V122H41ZM41 123H40V124H41ZM110 123H113V122H110ZM210 123H211V122H210ZM214 123H215V122H214ZM225 123H226V122H225ZM101 124H103V123H101ZM106 124H107V123H106ZM106 124H105V125H106ZM204 124H205V123H204ZM207 124H209V123H207ZM223 124H224V123H223ZM226 124H227V123H226ZM105 125H104V128H106V127L108 128V127H109L108 129H110L109 124H107V126H105ZM214 125H215V124H214ZM34 126H35V127H34ZM201 126H202V125H201ZM205 126H206V125H205ZM207 126H208V125H207ZM247 126H248V125H247ZM260 126H261V125H260ZM28 127H29V126H28ZM44 127H45V126H44ZM210 127H211V130H212V127L214 128L213 124H211ZM215 127H216V126H215ZM249 127H250V125L248 126V128H249ZM261 127H262V126H261ZM34 128H35V129H34ZM38 128H39V129H38ZM107 128L104 129V130H107ZM111 128H113V127L111 126ZM208 128H209V127H208ZM222 128H223V127H222ZM246 128H247V127H246V124H245V129H246ZM248 128H247V130H246L247 132L245 131L246 133H249V132H250V129H248ZM250 128H252V130H254L253 127H250ZM25 129H26V128H25ZM37 129H38V130H37ZM113 129L115 130V128H113ZM201 129H202V128H201ZM203 129H204V128H203ZM217 129H220V127H218ZM217 129H216V128H215V130L213 129V130L215 131V133L218 132ZM259 129H260V128H259ZM259 129H257V131H260ZM261 129H262V128H261ZM29 130H28V131H29ZM39 130H40V131H39ZM42 130H43V131H42ZM110 130H111V129H110ZM110 130H109V132H110ZM205 130H206V129H205ZM208 130H209V132H211L210 129H208ZM238 130H239V129H237V131H238ZM241 130L243 131L242 128L240 129V131H241ZM252 130H251V133H252V134L249 133V134H251L249 139H251L252 142H253V140H254V142H255V140L257 141V137H255V136H256V135H259V134H261V133L256 134V133L254 132V133L256 134V135L254 136V133L252 132ZM262 130H264V129H262ZM214 131H212V132L214 133ZM216 131H217V132H216ZM45 132L47 133V131H45ZM111 132H113V131H111ZM202 132H203V130H202ZM212 132H211V133H212ZM21 133H22V132H21ZM31 133H30V132H27V133L25 132V136H26V140H27V141H28L29 139H31L33 136H35V137L37 138V136L35 135V133H34L33 136H32ZM40 133H41V134H40ZM113 133H114V132H113ZM211 133H210V135H211ZM213 133H212V134H213ZM246 133H245V134H246ZM262 133H263V132H262ZM27 134H29V135H27ZM48 134H49V133H48ZM107 134H108V133H107ZM242 134H244V133L242 132ZM242 134H241V135H242ZM45 135H46V134H45ZM114 135H115V133H114ZM114 135L111 134L112 137H113ZM205 135H207L208 138H210V139L213 137V135H211L212 137H211V136L209 137V134H208L207 131H206V134H205ZM22 136H23V135H22ZM48 136H49V135H48ZM59 136H60V135H59ZM215 136L218 138L217 135H215ZM253 136H254L255 138H254ZM261 136H262V135H260V137H261ZM27 137H28V138H27ZM30 137H31V138H30ZM35 137H33V138H35ZM46 137H47V136H46ZM46 137H44V136L42 135V137L40 136L39 138H40V139L42 138L43 141H44V138L46 139ZM64 137H66V139L69 140V139H68L69 137H68L67 135H65V136L62 135V139H63ZM70 137H71V136H70ZM108 137H110V135H109ZM183 137H184V136L180 137V139H182ZM204 137L206 138V136H204ZM246 137H249V136L246 135ZM251 137H253V140H252ZM263 137H264V136H263ZM263 137H262V138H263ZM33 138H32V139H33ZM36 138H35V139H36ZM39 138H38V139H39ZM51 138H52V136H51ZM51 138H50V139H51ZM208 138H207V139H204V140H208V141L210 142V140H209ZM243 138H244V137H243ZM32 139H31V140H32ZM40 139H39V140H40ZM50 139H48V140H50ZM60 139H61V136H60ZM62 139H61V140H62ZM180 139H179V140H180ZM186 139H187V138H186ZM186 139H182L183 142L186 141V143H187V141H189V140H186ZM212 139H213V138H212ZM26 140H25V141H26ZM31 140H29V141H31ZM39 140H38V141H39ZM48 140H46V141H48ZM182 140H181V141H182ZM244 140H245V138H244ZM29 141H28V142H29ZM33 141H34V139H33ZM40 141H42V140H40ZM40 141H39V142H40ZM43 141H42V142H43ZM46 141H44L43 145L48 144V143L45 144ZM50 141H51V140H50ZM177 141H178V140H177ZM246 141H247V139H246ZM35 142H36V140H35ZM42 142H40V143H42ZM60 142H61V141H60ZM62 142H64V141H62ZM62 142H61V144H62ZM203 142H204V141H203ZM205 142H206V141H205ZM249 142H250V141H249ZM258 142H260V140H259ZM261 142H262V141H261ZM36 143H37V142H36ZM51 143H52V142H51ZM51 143H50V144H51ZM188 143H189V142H188ZM188 143H187V145H188ZM200 143H202V142H200ZM30 144H31V142H30ZM30 144H28V145H30ZM37 144H38V145H37V150L39 151V150H40V149H38L39 143H37ZM61 144H60V147L63 146V145H61ZM118 144H119V143H118ZM180 144H181V142H180ZM180 144H179V145H180ZM205 144H206V143H205ZM48 145H49V144H48ZM51 145H52V144H51ZM113 145H114V144H113ZM113 145H111V147H114V148H116V150H118V152H114L115 149H113V148L111 149V150L115 153L114 155H117L116 153H119V154H120V152H121V155H120V156H122V155L124 154V152L122 151V148H120V145H117V143L115 142V145L118 147V149H117V147H115V146H113ZM182 145H183V143H182ZM182 145H180V146H182ZM185 145H186V144H185ZM201 145H202V144H201ZM207 145H208V144H207ZM207 145H206V146H207ZM249 145H250V144H249ZM261 145H262V144H261ZM40 146H42V144H41ZM111 147H110V148H111ZM53 148H54V146H53ZM53 148H52V149H53ZM56 148H57V147H56ZM110 148H109V150H110ZM201 148H202V151H203V149H204V151H205V147H202V146H201ZM255 148H256V147H255ZM120 149H121V151H120ZM243 149H247V148H243ZM41 150H42V149H41ZM111 150H110V151H111ZM200 150H201V149H200ZM249 150H251V148H250ZM38 151H37V152H38ZM112 151H111V152H112ZM119 151H120V152H119ZM202 151H200V152L202 153ZM204 151H203V152H204ZM245 151H246V150H245ZM245 151H244V154H245ZM251 151H252V150H251ZM44 152H45V151H44ZM44 152H43L41 155H40V153H37V154H36V155H37V159H36V160H38V161H36L35 159H34V160H35V162L37 163V166L40 165V164H42V167H43V163L45 164V159H46V158L44 157L45 155H43ZM54 152H55V151H54ZM247 152H248V151H247ZM247 152H246V154H247ZM127 153H128V152H127ZM249 153H250V152H249ZM38 154H39L40 158H38V157H39ZM242 154H243V153H242ZM42 155H43V156H42ZM126 155H127V154H124V156H126ZM128 155H129V154H128ZM128 155H127V157H123V159H122V157L120 158V156H119V158L122 160V163H123V161H124L125 159H127V160L124 162V163H125V164H124L125 166H126V164H127V169H126V170H128V167L131 166L132 164H133V165L136 164V162H135V164H134V162H133V163H132V162H130V163L128 162V163L131 164V165H128V163H126L127 161H130V160L128 159ZM199 155H200V156H199ZM199 155H198V157L203 158L202 155L204 156V153H202V154L199 153ZM206 155H208V154L205 153V156H206ZM247 155H248L247 157H250V158H251V156H250L249 154H247ZM252 155H253V154H252ZM254 155H255V154H254ZM240 156H241V155H240ZM240 156H239V157H240ZM243 156H244V155H243ZM34 157H35V156H34ZM41 157H42V158H41ZM43 157H44V158H43ZM129 157H130V155H129ZM237 157H238V156H237ZM244 157H245V158H244ZM244 157H243V159H239L238 161H236V163H234V166H235V164H237V163H242L245 159H250V158H247L246 156H244ZM116 158H118V156H117ZM119 158H118V159H119ZM201 158H200V160H201ZM204 158H205V157H204ZM207 158L210 159V157L207 156V157H206L205 159H203L202 161H207V160H209V159H207ZM42 159H44V160L42 161ZM120 159H119V161H120ZM210 160H211V159H210ZM242 160H243V161H242ZM240 161H242V162H240ZM251 161H252V160H251ZM200 162H201V161H200ZM208 162H210V161H208ZM208 162H207V163H208ZM226 162H227V161H226ZM226 162H225V163H226ZM232 162H233V161H232ZM234 162H235V161H234ZM246 162L248 163L249 161L246 160ZM39 163H40V164H39ZM186 163H188V162H186ZM189 163H190V162H189ZM247 163H245V164L247 165ZM140 164H141V163L138 162L137 165L140 166ZM204 164H205V165H209V163L206 164V162H205ZM215 164H218V163L216 162ZM222 164H223V163H222ZM227 164H228V163H227ZM243 164H244V162H243L240 166H242ZM248 164H249V163H248ZM45 165H46V164H45ZM190 165H191V164H190ZM192 165H193V164H192ZM192 165H191V166H192ZM205 165H204V166H205ZM218 165H219V164H218ZM223 165H224V164H223ZM223 165H221V166H223ZM231 165H233V163H232ZM139 166H136V167L131 166V167L136 168V169L138 170V169L140 168ZM141 166H142V165H141ZM177 166H178V165H177ZM180 166H181V164H180ZM186 166H187V165H185V167H186ZM202 166H203V165H202ZM204 166H203V169H204ZM227 166H228V165H227ZM238 166H239V165H238ZM243 166L245 167V165H243ZM40 167H41V166H40ZM40 167H39V168H40ZM45 167H46V166H45ZM131 167H129V168H131ZM142 167H144V164H143ZM145 167H146V165H145ZM145 167H144V168H145ZM174 167H176V166H174ZM174 167H173V168H174ZM181 167H182V168H181ZM181 167L179 168V170H180L181 172L183 171V169H184V171H186L185 168H184V166H181ZM192 167H193V166H192ZM215 167H217V165H216ZM215 167H214V168H215ZM230 167H231V166H230ZM235 167H237V165H236ZM36 168H37V167L35 166V168H33L32 170H30V172L32 171V172L35 173L36 170L34 171V169H36ZM125 168H126V167H125ZM186 168H187V167H186ZM219 168H220V167H219ZM42 169H43V168H41V171H42ZM121 169H122V168H121ZM123 169H124V168H123ZM131 169H132V168H131ZM131 169L128 170V172L124 170V171H125V174L128 176V179H129V177H133L134 174H135V176H136V172H135L136 169H135V170L132 169L135 173H134ZM142 169H143V168H142ZM142 169L139 170V172L142 171ZM221 169H222V167H221ZM229 169H230V168H229ZM37 170H38V169H37ZM144 170H145V169H144ZM175 170H177V169L175 168ZM179 170H177V171H179ZM206 170H207V169H206ZM212 170H213V169H212ZM226 170H227V168H226ZM38 171H40V169H39ZM76 171H77V170H76ZM131 171L133 172V175H131V174L129 173V172H131ZM32 172H31V173H32ZM121 172H122V175L124 176V174H123V170H121ZM139 172H137V174H139ZM34 173H33V175H35ZM75 173H76V172H75ZM97 173H98V172H96V174H97ZM127 173L130 174L131 176L128 175ZM142 173L144 174L143 171H142ZM78 174H79V173H77L76 175H78ZM94 174H95V171H94ZM94 174H93V175H94ZM33 175H31V176H33ZM79 175H81V173H80ZM85 175H86V176H85ZM85 175H84L85 178H86V177L89 178L90 173H89L88 175H87V173H86ZM93 175L91 174V176H93ZM141 175H142V174H141ZM91 176H90V178H91ZM120 176H121V175H120ZM123 176H122L121 178L126 177V176H124V177H123ZM137 176H138V175H137ZM139 176H140V175H139ZM81 177H82V176H81ZM84 177L80 178V176H79V177H78V180L80 179V181H82V179H83ZM7 178H9V177H7ZM26 178H27V177H25L24 180H23V182H25V183L27 182ZM85 178H84V179H85ZM126 178H127V177H126ZM126 178H125V179H126ZM27 179H28V178H27ZM86 179H87V178H86ZM86 179H85L84 181H86ZM25 180H26V181H25ZM95 180H96V177L94 176V178H92V179L89 181L90 184H92V182H93V185H94V184L96 183ZM122 180H123V179H122ZM87 181H88V180H87ZM94 181H95V182H94ZM25 183H23V184H25ZM262 184H263V183H262ZM231 185L233 186L234 184L232 183ZM205 187H206V186H205ZM260 187H262V185H261ZM263 187H264V185H263ZM263 187H262V189H264ZM91 188H93L94 191H92ZM91 188H89V189L91 190V191H89V193H90V195L93 197V194H94V192L96 191V190H95V186H93V187H91ZM217 188L219 189V187H217ZM89 189H85V190L88 191ZM96 189H97V188H96ZM218 189H213V187H212V189L209 188V187H208V188H205V189H202V190L200 189V191H199L198 193H196L195 196H193V195L191 194L192 197H189V198H190L189 200L187 199L188 202L184 201V203H182V205H180V203H179V205H180L179 207L182 208L183 205L186 204V205L184 206V207H185V208H184L185 211H186L187 209H188V210H189V209L191 210V209H193V208L196 209V207H193V205L195 206V204H198L199 202H201L199 198H201V200L203 201V199H204L203 196L206 195V197H207L206 200H208V199H209L210 201L213 200V203H215L216 201L219 202V203H218V205H219L218 208H220V206H221L220 202L223 201L222 199H224V198H225V200L227 199V201H226L225 204L223 203V202H225V201H223L222 203H223L224 205L227 204L226 206H230V204H231L232 202H234V199H235V198H236V199H235V202H236V200L239 201L240 199H241V200H244V198L242 199V197H244L243 194H245L246 197H247V194H248V193L246 194V193H244V192L242 191L243 194L240 195L241 193H240L239 191L237 192V190H235V189H234V190H235L234 192L231 191V192H233V193L226 192V191H223V192H219V193H218V191H219ZM85 190H83L85 194H84L83 191H82V193H83V194H82L83 197H84V195H86L87 198H88V196L90 197L89 194H86L87 192H85ZM153 190H154V189H153ZM195 190H196V189H195ZM239 190L241 191V189H239ZM154 191H155V190H154ZM260 191H261V188H260ZM260 191H258V195H259ZM52 192H53V191H52ZM57 192H58V193H57ZM57 192H53L54 194L56 193V195H53V193H52V195H51V193H50V194H47V195L54 196V197H55V200L58 199V198L56 197V196H58V197H59V199H58V201H57V202H58V205L56 204V207L59 206V209H61V208L64 209V208L66 207V205L64 204L65 199H69L70 196L72 197L73 193L68 194V193H65L64 191H61L62 193H61L60 191H57ZM59 192H60V193H59ZM262 192H263V190H262ZM262 192H261V195L259 196V198H261L262 195L264 196V193L262 194ZM44 193H45V192H44ZM46 193H48V192H46ZM92 193H93V194H92ZM191 193H193V192H191ZM238 193H239V194H238ZM58 194H59V195H58ZM95 194H96V193H95ZM193 194H194V193H193ZM38 195H39V194H38ZM238 195H239V196H238ZM20 196H21V189H20V191L14 193V194H13V193H12V194L10 193L9 195H7V197H8V199H7V200H8V202H7L8 206H9V207H17V204H16V203L18 202V199L20 198ZM42 196H43V197H42ZM51 196H49V197H50V198H49L50 201L45 200L46 203H47V201H48V204H49V205L57 203V202H55L54 199H51ZM73 196L75 197L76 195H73ZM189 196H190V194H189ZM263 196H262V197H263ZM37 197H39V196H37ZM41 197H42L43 200H44V195H43V194L41 195ZM46 197H48V196H45V198H46ZM54 197H53V198H54ZM74 197H73V199H74ZM76 197H77V196H76ZM76 197H75L74 200H76V199L78 198V197H77V198H76ZM206 197H205V198H206ZM209 197H210V198H209ZM217 197H220V198H217ZM222 197H223V198H222ZM239 197H240V198H239ZM34 198H36V197H34ZM80 198H82V197H80ZM85 198H86V197H85ZM87 198H86V199H87ZM82 199H84V198H82ZM143 199H144V198H143ZM215 199H216V200H215ZM229 199H231V202H229V201H230ZM246 199H247V198H246ZM34 200H35V199H34ZM36 200H37V199H36ZM36 200H35V201H36ZM38 200H39V199H38ZM43 200H42L41 202H43ZM206 200H205V201H206ZM209 200H208V201H209ZM218 200H220V201H218ZM228 200H229V201H228ZM248 200H249V199H248ZM248 200H247V201H248ZM35 201H34V202L32 201V204H33V205H34ZM53 201H54V203H52ZM140 201H141V200H140ZM145 201H146V200H145ZM145 201H144V202H145ZM197 201H198V202H197ZM205 201H203V202H205ZM244 201H246V200H244ZM144 202L142 203L143 205H145ZM217 202H216V203H217ZM228 202H229L230 204H229ZM235 202H234V203H235ZM239 202H240V201H239ZM239 202H238V203H239ZM248 202H249V201H248ZM248 202H246V203H248ZM9 203H10V204H9ZM146 203H147L146 205H148V202H147V201H146ZM216 203H215V204H216ZM238 203H237V204H238ZM244 203H245V202H244ZM244 203H242V204L244 205ZM35 204H36V203H35ZM37 204H38V201H37ZM37 204H36V205H37ZM48 204H44V202H43V205H45V206L48 205ZM142 204H141V205H142ZM150 204L152 205V203H150ZM150 204H149V205H150ZM232 204H233V203H232ZM240 204H241V202H240ZM151 205H150V206H151ZM216 205H217V204H216ZM224 205H223V207H224ZM234 205H235V204H234ZM245 205H246V204H245ZM3 206H4V205H3ZM6 206H7V205H6ZM6 206H4V207H6ZM53 206H54V208H55V205H52V207H53ZM232 206H233V205H232ZM36 207H38V205H37ZM39 207H40V206H39ZM60 207H61V208H60ZM68 207H69V206H68ZM142 207H143V206H142ZM179 207H178V208H179ZM233 207H234V206H233ZM237 207H238V206H237ZM237 207H236V208H237ZM139 208H140V206H139ZM145 208L147 209V206H145ZM148 208H149V207H148ZM175 208H176V206H175ZM175 208H174V209H175ZM180 208H179V209H180ZM224 208H225V207H224ZM55 209H56V208H55ZM231 209H232V208H231ZM233 209H234V208H233ZM138 210H139V209H138ZM140 210H141V209H140ZM147 210H148V209H147ZM171 210L173 211V209H171ZM182 210H183V208H182ZM188 210H187V211H188ZM217 210H218V209H217ZM219 210H220V211L222 210V212H223V209H219ZM236 210H237V209H236ZM11 211H12V210H11ZM11 211L7 214V216H8L9 218L11 217V214H13V212L11 213ZM54 211L59 213V210H58V209H56V210H54ZM61 211H62V210H61ZM174 211H175V210H174ZM180 211H181V209H180ZM141 212H143V210H142ZM144 212H145V211H144ZM176 212H177V210H176ZM176 212H172V214L170 213L171 215L169 214L170 216H173V217H170V216H167V215H166V216L168 217V219L171 220L172 218H174L173 213H176ZM167 214H168V213H167ZM219 214H220V213H219ZM234 214H235V210H234ZM9 215H10V216H9ZM175 215H176V214H175ZM166 216H165V217H166ZM233 216H234V215H233ZM165 217H163V218H165ZM176 217H177V216H176ZM9 218L6 220V225H5L4 223H1V222H0V225H1V226L3 225L4 227H7V229H8V225H7V224H10L9 226H11V225L13 224V225H12V227H14V228H13V232H12L11 230H10V231H11L12 233H15V236L18 235V237H19V236L21 235V233H20L21 230L18 231L19 227H18L17 224H16V227H18V229H17V228H15V225H14L15 223H18V222H17V221H16L15 223H12V222H11V221L14 222L13 216L10 218L11 220H9ZM166 220H167V219H166ZM162 221H163V220H162ZM168 221H169V220H168ZM168 221H167V222H168ZM4 222H5V221H4ZM163 222H164V221H163ZM163 222H162V223H163ZM255 222H257V221L255 220ZM156 223H157V222H156ZM18 225H19V224H18ZM161 225H162V224H161ZM161 225H159V222H158V225H157V224H156L155 226L153 225L155 228H154V227H152V228L156 229L157 227L159 228ZM1 226H0V227H1ZM3 226H2V228H3ZM148 227H149V226H148ZM160 228H161V227H160ZM253 228H254V227H253ZM258 228H259V226H258ZM258 228H257V229H258ZM9 229H10V228H9ZM11 229H12V228H11ZM259 229H260V228H259ZM152 230H153V229H152ZM152 230H150V231H152ZM10 231H9V232H10ZM17 231H18V233H16ZM123 231H124V230H123ZM255 231H256V230H255ZM1 232H2V231H1ZM252 232H253V231H252ZM258 232H259V235H260V234H261V235H260V236L257 235V237H259V239H258V244H256V245L260 247V245H259L260 243H261L262 245H264V241H262V240H264V239H263V238H264V237H263L264 233H261L260 230H258ZM262 232H263V230H262ZM139 233H140V232H139ZM255 233H256V232H255ZM3 234H4V233H3ZM77 234H78V233H77ZM77 234H75L76 237L74 236V239H73L75 245H78V242H79V239H78L79 237H78ZM253 234H254V233H253ZM10 235H11V234H10ZM13 235H14V234H13ZM136 235H137V232H136L134 229H132V228H131V229H127V230L124 231V233L119 237L120 239H118V240H119L118 243L121 242V243L123 244L124 242H127V241L131 240L132 238H134ZM184 235H185V234H184ZM184 235L182 234V237H183ZM255 235H256V234H255ZM1 237H2V234H1ZM10 237H12V236H10ZM13 237H14V236H13ZM18 237H17V238L14 237L13 239H18V240H19L22 236H21L20 238H18ZM72 237H73V236H72ZM229 237H230V236H229ZM229 237H228V238H229ZM257 237H256V238H257ZM3 238H4V239H3ZM3 238H2V239H3L4 241L1 239L2 241L0 242V246L2 245V246H1V247H2V250L5 249L4 251L7 253L8 250H6V249H9V248H10V247H9V246H10V243L8 242L9 240L6 242V239H8V238H7V237L5 238V235H4ZM183 238H185V237H183ZM260 238H261V240H260ZM81 239H82V238H81ZM231 239H232V238H231ZM10 240H12V239H10ZM20 240H21V239H20ZM73 240H72V242H73ZM115 240H116V239L113 240V241H114V244H115ZM183 240H184V239H183ZM211 240H212V239H211ZM214 240H215V238H214ZM217 240H218V239H217ZM217 240H216V241H217ZM227 240L230 242L229 239H227ZM233 240H234V239H233ZM15 241H17V240H15ZM80 241H81V240H80ZM116 241H117V240H116ZM218 241H219V240H218ZM222 241H223V240H222ZM225 241H226V240H225ZM228 241H227V242H228ZM234 241H235V240H234ZM234 241H233V243H234ZM255 241H256V239H255ZM10 242H12V241H10ZM13 242H14V241H13ZM13 242H12V244H14ZM129 242H130V241H129ZM219 242H220V241H219ZM229 242H228V243H229ZM256 242H257V241H256ZM15 243H16V242H15ZM17 243H18V242H17ZM17 243H16V244H17ZM21 243H22V242H21ZM112 243H113V242H112ZM127 243H128V242H127ZM127 243H125V244H127ZM211 243H212V242H211ZM216 243H217V242H216ZM230 243L233 244L232 242H230ZM18 244H19V243H18ZM79 244H80V243H79ZM119 244H120V243H119ZM214 244H215V242H214ZM217 244H218V243H217ZM234 244H235V243H234ZM234 244H233V245H234ZM20 245H21V244L17 245V248H18V246H19V248H21ZM112 245H113V244H112ZM215 245H216V244H215ZM229 245H230V244H229ZM262 245H261V246H262ZM43 246H44V245H43ZM115 246H116V245H115ZM115 246H114V247H115ZM210 246H211V245H210ZM216 246H217V245H216ZM230 246H231V245H230ZM1 247H0V248H1ZM111 247H112V249L114 248L113 246L110 245V249H109V250H111ZM40 248H42V247L37 248L38 251H39ZM43 248H44V247H43ZM43 248H42V250H43ZM45 248H46V247H45ZM45 248H44V249H45ZM261 248H263V246H262ZM10 249H11V248H10ZM10 249H9V251H10ZM193 249H194V248H193ZM195 249H196V248H195ZM195 249H194V250H195ZM229 249H230V248H229ZM2 250L0 249V251H2ZM13 250H14V249H13ZM16 250H17V249H16ZM18 250H19V249H18ZM46 250H47V249H46ZM109 250H108V251H109ZM114 250H115V249H114ZM114 250H113V251H114ZM199 250H201V249H199ZM203 250H204V249H203ZM4 251H3V252H0V253L3 254ZM14 251H15V250H14ZM230 251H231V250H230ZM35 252H37V250L34 251V254H32L33 256L35 255ZM40 252L42 253V252H44V251H41V250H40ZM91 252H92V251H91ZM109 252H110V251H109ZM109 252L106 253L105 255L109 254ZM111 252H112V250H111ZM195 252H196V250H195ZM197 252H198V251H197ZM200 252H201V251H200ZM6 253H4V255H5ZM41 253H38V252H37L36 255H40ZM45 253H46V252H44V254H45ZM110 254H111V253H110ZM163 254H164V253H163ZM163 254H162V256H163ZM198 254H199V253H198ZM217 254H218V253H217ZM232 254H233V253H231V255H232ZM4 255L2 256L3 258H4ZM90 255H92V254H90ZM103 255H104V254H103ZM211 255H213V254H211ZM221 255H222V254H221ZM5 256H6V255H5ZM7 256H8V255H7ZM45 256H46V254H45ZM45 256H44L43 254H41L40 258L42 257L41 259H43V257L45 258ZM93 256H94V255H93ZM167 256H168V253H167ZM169 256H170V255H169ZM169 256H168V257H169ZM205 256H206V255H205ZM205 256H204V257H205ZM213 256H214V255H213ZM213 256H210V258L213 257ZM37 257L39 258V256H37ZM91 257H92V256H91ZM106 257H107V256H105V258H106ZM201 257H202V256H201ZM220 257H222V256H220ZM94 258H96V257H94ZM158 258H159V257H158ZM169 258H170V257H169ZM171 258H174V256L171 257ZM216 258H217V257H216ZM107 259H108V257H107ZM162 259L165 261L166 257L163 256ZM162 259H159V260H162ZM167 259H168V258H167ZM167 259H166V260H167ZM237 259H239V258H237ZM237 259H235V261L238 262ZM95 260H96V259H95ZM95 260H94V261H95ZM97 260L99 261L100 259L97 258ZM101 260H102V261H99V262H103V259H102V258H101ZM171 260H173V259H171ZM90 261H93V260L90 259ZM94 261H93V262H94ZM98 261L96 262L97 264H98ZM106 261H107V260H106ZM164 261H163V262H164ZM241 261H242V259H241ZM88 262H89V260L87 261V263H88ZM104 262H105V261H104ZM104 262H103L102 264H104ZM163 262H161V263L163 264ZM166 262L169 263V261H166ZM171 262H172V261H170V263H171ZM87 263H86V264H87ZM94 263H95V262H94ZM94 263H93V264H94ZM96 263H95V264H96ZM170 263H169V264H170ZM240 263H241V262H240ZM88 264H90V262H89ZM171 264H172V263H171ZM253 264H254V263H253Z\"/></svg>",
	"mask_w": 264,
	"mask_h": 264
}]
</instances>
